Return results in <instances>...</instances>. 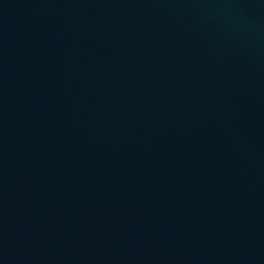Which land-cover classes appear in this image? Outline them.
<instances>
[{"label":"water","instance_id":"1","mask_svg":"<svg viewBox=\"0 0 264 264\" xmlns=\"http://www.w3.org/2000/svg\"><path fill=\"white\" fill-rule=\"evenodd\" d=\"M0 264H264V0H0Z\"/></svg>","mask_w":264,"mask_h":264}]
</instances>
